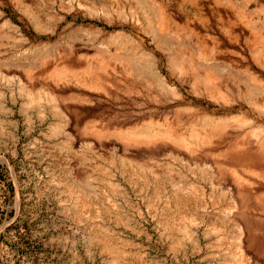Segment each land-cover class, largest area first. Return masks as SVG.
<instances>
[{"label":"rangeland","instance_id":"374dc122","mask_svg":"<svg viewBox=\"0 0 264 264\" xmlns=\"http://www.w3.org/2000/svg\"><path fill=\"white\" fill-rule=\"evenodd\" d=\"M260 134L264 0H0V264H264Z\"/></svg>","mask_w":264,"mask_h":264},{"label":"bare ground","instance_id":"6f19581e","mask_svg":"<svg viewBox=\"0 0 264 264\" xmlns=\"http://www.w3.org/2000/svg\"><path fill=\"white\" fill-rule=\"evenodd\" d=\"M29 6V5H28ZM26 7V6H25ZM30 9V8H29ZM98 11H99V9H98V7H96V5L95 4H91V5H89V12L91 13V14H95V13H98ZM33 14V13H32ZM114 46V45H113ZM126 49V48H125ZM146 54V53H145ZM69 69H71V68H69ZM148 70H149V68H147ZM155 70V69H154ZM153 69H152V71H154ZM156 71V70H155ZM156 73H154V75H155ZM157 76V75H156ZM156 78H158V77H156ZM254 91H257L258 92V90H254ZM255 93V92H254ZM253 94V93H252ZM46 95H47V93H46ZM49 96H53V97H51V98H54V94L53 93H49ZM55 101V100H54ZM260 129H261V127H260ZM252 131V130H251ZM259 131V130H258ZM262 131V130H261ZM260 132V131H259ZM251 133H253V134H255L254 132H251ZM256 134H257V131H256ZM261 135V134H260ZM256 136V135H255ZM257 136L259 137V133L257 134ZM256 136V137H257ZM262 136V138H261V141H258V143L257 144H259L258 145V147L256 148V150L257 151H261V150H264V140H263V135H261ZM256 137H254V138H256ZM252 138H253V135H252ZM257 139V138H256ZM258 140V139H257ZM254 141V140H253ZM256 141V140H255ZM255 141H254V143H252V145L253 144H255ZM248 144H250V142L248 143ZM263 144V145H262ZM261 145V146H260ZM250 146V145H249ZM246 148H248V147H246ZM250 148V147H249ZM246 150V149H245ZM256 150H252V148L251 149H249V150H246L245 151V153L243 154V160L245 159H248V161H247V163H248V165H247V167L252 171V172H255V171H257V166H256V164L253 162V159H254V155L253 154H255L254 152H256ZM252 155H253V158H252ZM241 156V155H240ZM258 160V159H257ZM255 161H256V159H255ZM245 162V161H244ZM263 162V161H262ZM259 169H261V168H259ZM217 170V169H216ZM263 170V169H262ZM132 171V170H131ZM218 173H219V171H218ZM133 174V173H132ZM111 175V174H110ZM218 175H220V174H218ZM223 175V174H222ZM236 175V174H235ZM242 176V175H241ZM225 177V176H224ZM223 178V177H222ZM211 179V178H210ZM239 181H242L243 180V178H239L238 179ZM154 181V180H153ZM231 183H233V182H231ZM236 187V186H235ZM234 187V188H235ZM73 188V187H72ZM159 188V187H158ZM157 188V189H158ZM70 190H72V189H70ZM160 189H158V191H159ZM181 191V190H180ZM179 191V192H180ZM184 191V190H183ZM182 191V192H183ZM72 192H74L73 190L72 191H70V193L72 194ZM201 192V191H200ZM88 193V192H87ZM181 194H183L184 195V193H181ZM82 195V194H81ZM80 195V196H81ZM84 195V194H83ZM185 196V195H184ZM85 197V196H84ZM88 197V196H87ZM218 197V196H217ZM181 199V198H180ZM157 202V201H156ZM185 202V201H184ZM201 202V201H200ZM238 202L239 201H233V202H231L232 203V206L231 207H229V209H230V211H231V209H232V211L234 212H236L237 211V213L236 214H238V216L239 215H241L242 213H243V211H242V209H241V207H240V205L238 206ZM77 205H75L76 206V208H77V211H79L80 213L81 212H87V208H90V204H88L87 203V201L84 199V198H79L78 199V202L76 203ZM185 204V203H184ZM174 205V204H173ZM176 205V204H175ZM178 206L179 205H181V204H177ZM182 206V205H181ZM197 206H199V205H197ZM202 206H204V205H202ZM183 207V206H182ZM186 207V206H185ZM169 208V207H168ZM181 208V207H180ZM196 208V207H195ZM194 208V209H195ZM201 208H204V207H201ZM183 209V208H182ZM200 209V208H199ZM168 210V209H167ZM196 210V209H195ZM199 211V210H198ZM230 211H228V212H230ZM95 212V211H94ZM97 212V211H96ZM187 212V211H186ZM189 212H187V214H188ZM226 213V212H225ZM86 214V213H85ZM184 214H185V211H184ZM182 216H184L183 214H182ZM189 216H191L190 218H189V223H191V224H194V225H196L195 223L198 221L196 218H193L194 217V215H193V217H192V215H189ZM245 216V215H244ZM241 217V216H240ZM247 217V216H246ZM175 218V217H174ZM185 218V217H184ZM242 218V217H241ZM173 219V218H172ZM176 219V218H175ZM175 219H174V221L173 222H177V220L175 221ZM180 219V218H179ZM178 219V220H179ZM239 219V218H238ZM244 219V218H243ZM187 220V219H186ZM241 220V219H240ZM181 221V220H180ZM240 222V221H239ZM245 222H246V219H245ZM178 223V222H177ZM187 223V222H186ZM238 223V222H237ZM173 224V223H172ZM171 224V225H172ZM181 223H178V228L177 229H179V228H181V230H182V228H183V226L182 225H180ZM218 224V223H217ZM223 224V223H222ZM246 224L247 225H249L247 222L246 223H244L243 221L239 224L238 223V230L234 233L235 235L233 236V238H235V240L237 241V244H238V247H237V249H236V254H235V261H234V263L233 264H251V255L250 254H252L251 253V248L252 247H250V244H249V227L248 226H246ZM180 225V226H179ZM220 225V224H219ZM219 225H216L215 224V226H213V228H212V230L214 231V232H216V233H220L222 230H223V226L222 227H219ZM236 225V224H235ZM174 226V225H173ZM184 226H186V225H184ZM248 227V228H247ZM186 228V227H185ZM184 228V229H185ZM189 228H190V226H189ZM175 229V228H174ZM186 230H188V226H187V229H185V231ZM191 231V230H190ZM181 232V231H180ZM173 233H175V232H173ZM177 233V232H176ZM178 233H179V231H178ZM183 233H186V232H184L183 231ZM189 234V233H188ZM224 238H226V237H224ZM223 238V239H224ZM226 240V239H225ZM224 240V241H225ZM251 240V239H250ZM224 241H223V243H224ZM253 242V241H252ZM223 243H221V244H219V245H221L222 247L224 246V244ZM253 244V243H252ZM252 244H251V246H252ZM253 257V256H252ZM259 259V258H258ZM254 260L255 259H253L252 261L254 262ZM262 263V262H261ZM253 264V263H252ZM258 264V263H257Z\"/></svg>","mask_w":264,"mask_h":264}]
</instances>
